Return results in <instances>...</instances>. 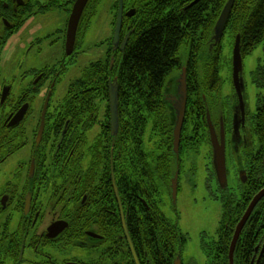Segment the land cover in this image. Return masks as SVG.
<instances>
[{"label":"flooded vegetation","instance_id":"1","mask_svg":"<svg viewBox=\"0 0 264 264\" xmlns=\"http://www.w3.org/2000/svg\"><path fill=\"white\" fill-rule=\"evenodd\" d=\"M75 1L0 0V264H125V244L130 251L123 222L130 220V209L156 212L160 227L168 223L157 230L156 256H161V237H184L186 244L185 235L159 210L158 203L169 200L178 218L181 154L195 150L194 144L206 149L209 197L220 207L216 238L206 241L201 250L209 264H221L218 259L224 257L229 264L235 226L255 194L264 190V83L254 82V69L249 80L243 78V58L249 54H241V98L232 87L229 97L220 101L221 83L217 84L219 75L212 69L218 66L220 71L225 31L215 45L208 33L193 39L196 49L179 60L173 75L186 67L187 99L178 158L172 152L171 136L174 110L170 98L176 91L168 81L159 92L158 104L144 106L140 112L144 130L136 149L129 137V131L136 129L125 124V92L120 106L118 83L136 24L144 28L147 22L145 18L137 21V6H130L141 0H122L116 43L112 26L100 44L94 42L91 31L98 0L85 3L74 37L69 36ZM98 44L105 48L98 49ZM5 50L7 57L2 55ZM207 57L213 63H208L204 74L202 63ZM195 62L194 76L190 72ZM89 81L95 84L88 86ZM102 81L104 88L98 89ZM114 82L119 97L115 134L108 106V88ZM199 88L203 104L193 106ZM99 92L106 98L99 97ZM162 113L168 120L165 123ZM211 126L217 140L224 142L225 184L218 181L212 165ZM164 127L171 128V146L166 144L165 149L158 132ZM165 150L173 156H166ZM254 205L234 244L233 264L264 263V195ZM142 238L145 243L146 237ZM130 239L137 263L151 264L142 242ZM183 247H169L175 252L172 264L177 255L181 260Z\"/></svg>","mask_w":264,"mask_h":264},{"label":"trees","instance_id":"2","mask_svg":"<svg viewBox=\"0 0 264 264\" xmlns=\"http://www.w3.org/2000/svg\"><path fill=\"white\" fill-rule=\"evenodd\" d=\"M116 1H114L112 7L114 9L117 4ZM192 1L141 0L137 3L130 2V6H137L136 20L139 21L145 18L147 21L144 28L140 26L141 23L136 24L135 34L126 48L125 72L121 74V79L119 76L118 83L120 106L124 104L122 95L125 92V124L129 122L130 127L134 125L133 127L136 129L135 131L132 129L129 131L130 141L136 145V149L138 143L141 142L144 130L139 122L140 112L144 109V106L151 107V105L156 106L158 104L159 92L162 90L166 79L176 71L175 67L179 64L181 52H188L193 47L195 50L196 46L192 43L193 39L197 40L198 37H204L207 33H211L213 23L226 2V0H199L188 7ZM98 2L96 3L99 4ZM225 28V35H227L230 45L233 43V37L239 35L241 54H250L259 45H261L264 53V0H234ZM211 59L207 58L202 63L204 74H206L207 66L213 63ZM263 61L257 63L258 65L252 71V74H255L253 80L257 84L264 83ZM196 70L197 63L195 62L190 74L195 76ZM212 71L217 74L219 72L218 66L213 68ZM98 82L96 81V83ZM94 84L95 82L89 81L87 85L92 86ZM99 84L98 89H103V81ZM198 84L200 85L201 82H198ZM199 89L198 97L194 100L193 106H202V100L199 97L202 88ZM101 95L104 96V99L106 98L104 92L98 93L99 97ZM164 114L162 113L160 118H163L165 123L168 120ZM158 132L162 142L165 143L163 148L165 149L166 144H169L170 148L171 128L164 127L159 129ZM127 134L125 132V143L128 142ZM165 155L170 157L172 154L169 155V150H165ZM135 210L130 209V220L126 218L125 221L132 240L140 244L144 240L142 237H146V242H142L141 247L142 250L147 251L145 258L149 263L172 264L171 261L175 256V252L172 250L184 246L186 241L184 237H161V256H156L157 230L163 229L168 223L164 221L162 227H160V225H157L156 212L144 214V212L141 213L142 209ZM138 216L140 220L137 219ZM170 246H172V250L169 249ZM135 249L138 252L137 245ZM124 254L125 264L129 262L131 264L133 260L126 249V244ZM221 264H227L225 257L221 258Z\"/></svg>","mask_w":264,"mask_h":264},{"label":"rangeland","instance_id":"3","mask_svg":"<svg viewBox=\"0 0 264 264\" xmlns=\"http://www.w3.org/2000/svg\"><path fill=\"white\" fill-rule=\"evenodd\" d=\"M114 1L101 0L98 2L99 4L95 13L96 20L91 25L92 35L95 37L94 42L96 43L100 44L111 32L115 17V9L112 8ZM86 47H89V44ZM104 48V45L98 46V49L103 50ZM221 49L222 65L219 76L222 82L218 95L220 101L229 97V94L232 92L231 74L228 70V63L231 61L232 51L227 35L222 38ZM8 53L9 51L5 50L2 52V55L7 57ZM263 54L262 47L259 45L255 47L251 54L243 58V78L245 80L250 79V72L256 64L264 60ZM101 57L102 55H99L96 59H100ZM73 70L74 67L70 71ZM194 147H196L195 150L181 154L180 191L176 197L177 201L175 206L178 218L176 219L174 217L173 207L170 205L169 200L166 199V195L164 199L167 201L162 205L158 203V206L159 210L171 222L177 224V228H179L187 239L186 244L180 250L181 264H209L206 256L202 253L201 247L206 241H212L216 238L213 236L220 215V207L218 202L213 201L209 197L210 193L207 185L209 184V176L211 174H209L210 169H208V165L204 161L206 149L201 144H194ZM203 235L205 237H202ZM218 260L221 262L220 258Z\"/></svg>","mask_w":264,"mask_h":264},{"label":"water","instance_id":"4","mask_svg":"<svg viewBox=\"0 0 264 264\" xmlns=\"http://www.w3.org/2000/svg\"><path fill=\"white\" fill-rule=\"evenodd\" d=\"M88 0H76L73 3V7H72V14H70V19H69V23H68V32H70V37H74V31L76 28L78 19L80 17V13L83 10L84 6L86 5L85 3H87ZM197 1L199 0H193L188 7L192 6L193 4H195ZM118 7H117V13H116V18H115V22H114V31H113V42L116 43V40L118 38L120 29H121V21H122V8H123V2L122 0H118ZM234 0H227L226 3L224 4V6H222V9L215 21V24L212 28V36H211V41L213 42V44H217L220 42L221 36L223 34L224 31V27L226 26V22L228 20L229 14L231 12V9L233 6ZM187 7V8H188ZM133 9L129 10L128 12V16H130V14L133 13ZM127 38V37H126ZM126 38H125V42H126ZM234 44H233V48H232V83H233V88L234 91L236 92V94L238 95L239 98H241V91L243 89V84H242V78H241V72H242V58L240 55V51H239V35H237L236 37H234ZM186 68L183 67L182 70L180 71V74L174 78L172 81L175 85V91H176V95H172L170 100L173 102L172 106H173V110L174 112L172 113V119H171V123H172V152L173 154L176 156V158H178V145H179V141H180V133H181V128L183 124V117H184V112H185V103H186V99H187V93H186ZM108 106L110 109V122H111V127L112 128V133L115 134L116 130H117V101H118V97H117V86L116 83L114 82L112 85L109 86L108 88ZM211 143H212V165L215 171V174L217 176L218 181L221 184H225L226 183V170H225V151H224V142H219L217 140L216 135L214 134V131H212V126H211ZM178 166V165H177ZM176 167L175 171H174V176L172 177V181H171V191H172V200L173 203L175 202V197H176V190H177V177L178 176V167ZM264 195V190H261L260 193L258 192L257 194H255V196L253 197V199L250 202V205L247 207L245 213L242 215V218L240 219V221L238 222V224L235 226L234 229V233H233V237H231V243H230V250H229V264H233L232 262V250L234 247V244L237 240V237L239 236L240 230H241V226L244 225L245 220L247 219V217L249 216L251 210L253 209V207L255 206L254 204H256L260 198ZM61 225V223H59ZM62 226V225H61ZM127 224L126 222H123V233L125 234V240L126 243L128 244V248H129V253H131L135 263L134 264H138L137 263V258H136V254L134 252V248L133 245L131 243V239L129 237V233L127 232ZM180 257L179 255L176 256L175 261H173V264H181V262L179 261Z\"/></svg>","mask_w":264,"mask_h":264}]
</instances>
